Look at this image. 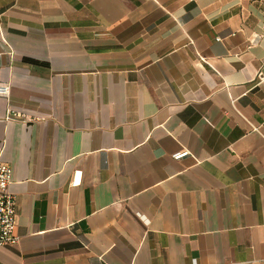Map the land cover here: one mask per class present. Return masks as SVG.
Here are the masks:
<instances>
[{
  "label": "crops",
  "instance_id": "obj_1",
  "mask_svg": "<svg viewBox=\"0 0 264 264\" xmlns=\"http://www.w3.org/2000/svg\"><path fill=\"white\" fill-rule=\"evenodd\" d=\"M0 82V264H264V0H0Z\"/></svg>",
  "mask_w": 264,
  "mask_h": 264
},
{
  "label": "built area",
  "instance_id": "obj_2",
  "mask_svg": "<svg viewBox=\"0 0 264 264\" xmlns=\"http://www.w3.org/2000/svg\"><path fill=\"white\" fill-rule=\"evenodd\" d=\"M9 93V84L0 82V94ZM12 115L23 116V113L10 112ZM187 151H179L175 158L185 155ZM13 171L10 164L0 158V246L13 243L17 237L14 234L17 217V203L15 196L9 190V184L12 181ZM82 170L73 172L71 184L73 186L82 183Z\"/></svg>",
  "mask_w": 264,
  "mask_h": 264
}]
</instances>
